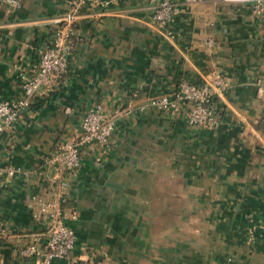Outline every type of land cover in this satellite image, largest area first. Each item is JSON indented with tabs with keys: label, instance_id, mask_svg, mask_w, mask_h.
Masks as SVG:
<instances>
[{
	"label": "crops",
	"instance_id": "1",
	"mask_svg": "<svg viewBox=\"0 0 264 264\" xmlns=\"http://www.w3.org/2000/svg\"><path fill=\"white\" fill-rule=\"evenodd\" d=\"M70 1L0 11V100L20 98ZM149 7L82 10L68 74L0 135V167L24 170L0 190V264H35L19 251L45 243L42 203L61 195L76 249L53 264H264V22L248 3L178 0L169 39ZM216 78L227 83L216 130L148 108L121 118L108 146L82 147L75 176L59 173V148L91 105L111 115Z\"/></svg>",
	"mask_w": 264,
	"mask_h": 264
},
{
	"label": "built area",
	"instance_id": "2",
	"mask_svg": "<svg viewBox=\"0 0 264 264\" xmlns=\"http://www.w3.org/2000/svg\"><path fill=\"white\" fill-rule=\"evenodd\" d=\"M119 0H71L67 11L54 21L56 29L51 43L41 53L37 71L30 77H22V95L14 101L0 100V135L12 128L18 119L28 111L34 98L41 88L49 87L54 78L68 74L70 57L73 52V38L76 34L78 22L83 18L84 9L97 11L108 10L114 7ZM185 5H192L205 1L223 3H248L251 5L255 17L264 22V0H181ZM25 0H0V11L19 10ZM151 12L149 23L161 31L169 39L174 38L170 26L178 13V0H149ZM258 84H260L258 82ZM227 90V83L216 78L201 86L190 84L183 80L178 89L172 94L150 98L147 104L135 107L129 104L124 109H117L113 114L105 113L102 103L91 105L85 112L81 123V131L75 140L69 141L59 148L57 157L58 171L68 177L75 176L81 167V148L89 145L99 147L108 146L114 137L118 122L121 118L136 113H143L148 108L173 116L187 114L190 126L201 127L214 131L220 126L221 106L220 98ZM22 167L9 165L0 167V190L6 188L9 180L16 175L23 174ZM60 186L69 190L68 180H62ZM39 202H41L39 200ZM68 203L66 195L59 199L42 203L41 213L49 221L48 228L42 237L22 248L19 256L22 259H31L35 264H53L56 261L68 260L76 249V231L69 225V220H76L75 213L66 216L65 209ZM4 231L0 226V243Z\"/></svg>",
	"mask_w": 264,
	"mask_h": 264
}]
</instances>
